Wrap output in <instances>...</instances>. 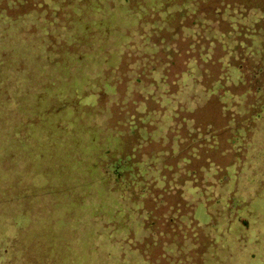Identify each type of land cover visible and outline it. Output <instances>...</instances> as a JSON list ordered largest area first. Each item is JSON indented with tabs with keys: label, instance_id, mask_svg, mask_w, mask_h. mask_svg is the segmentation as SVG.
<instances>
[{
	"label": "trees",
	"instance_id": "obj_1",
	"mask_svg": "<svg viewBox=\"0 0 264 264\" xmlns=\"http://www.w3.org/2000/svg\"><path fill=\"white\" fill-rule=\"evenodd\" d=\"M96 195L141 264H264V0H0V262Z\"/></svg>",
	"mask_w": 264,
	"mask_h": 264
},
{
	"label": "rangeland",
	"instance_id": "obj_2",
	"mask_svg": "<svg viewBox=\"0 0 264 264\" xmlns=\"http://www.w3.org/2000/svg\"><path fill=\"white\" fill-rule=\"evenodd\" d=\"M4 1H8V0H4ZM1 4H4V3H1ZM38 19L39 18L26 15V18L22 17L20 20L16 21L17 22L16 24L20 26L22 29H24L25 32L20 30V33H19L17 30L14 29L13 31L12 30L8 31V33L10 34L12 32V34L16 36H22L24 38H25V35H23V33H26L29 37L31 34V30H34L31 26L32 23L36 27L46 28V25H44L43 23H40V24L36 23ZM10 26L11 24L9 21V23L6 25V28ZM30 37L32 38L33 41H37L43 38V36L40 33L30 36ZM20 67L21 68L23 67V69L18 70L16 76L19 75V77H21L23 75H27L29 78H32V74L29 72L32 71L33 69L36 70L39 68L37 64H30L25 67L23 63L22 65H20ZM120 68H121V65H118L117 70L119 71L120 75L124 76L126 74V78L129 79V75H132L131 72L125 73L124 71H121ZM126 69H129V67H126ZM131 70L134 72L136 71V69H131ZM45 71H46V74H44V76L46 77L45 82L53 81V82H56L55 84H57L55 86L60 87V84H58L59 79L56 76H54V74L56 73V69L45 70ZM37 80L38 79L36 80L30 79L28 81H25L24 83L21 82L18 84V89L20 90L24 87L26 88L34 87L38 85L41 81H43V79L40 81H37ZM55 86H52L51 90H54ZM39 90L40 89H34L31 92L35 94ZM94 142L97 143V140ZM46 146L47 145L45 144V147ZM5 165L6 163H4V166ZM91 176L97 177L98 175H96V173H92ZM94 191H92L93 194L96 193ZM107 194H108L107 192L103 193L104 198L106 200L111 199L115 201L114 195H111L110 197ZM96 197L101 200V203L100 205H97L96 200H99V199L94 200L95 196H92L91 199H92V202L95 203V205L94 207L92 206L91 207L93 209H97V212H95L94 215H93V212L91 211L83 210V211L77 212L76 214V218L78 220L80 219L79 221H77V223L69 222L66 224H61V226L58 225L60 223L49 224L50 226L48 225V227L53 230V234L48 233V235L45 237L44 240L49 238L48 239L49 243L58 241L61 248L68 253L67 257L69 256V260H67L66 258V261H62L60 262V264H141L138 253L131 251V246H127L124 244V243L126 244L129 243V240H132L131 242L134 241L133 238H135V232H131V233H134V236H133V234H129L128 232H126L127 230L125 231L124 229L126 227L133 228V226L129 224H124V226H121L118 229L113 228V229L105 230L104 226L106 223V219L108 218V212L112 211V210L109 211L108 203L110 202L108 201V203L104 205V209H103L102 203L104 202V199L102 197H99V195H96ZM116 201H117L116 207L119 209H122L123 205L121 201L119 199H117ZM38 205H35L34 209H37ZM27 208L29 209V206H27ZM98 210H101L102 214ZM61 213L62 212L57 211L55 212V215L60 216ZM0 214H3L2 210H0ZM61 218H62V215H61ZM38 223H43V222L40 221ZM0 224H6L2 222V217H0ZM56 224L59 228L61 237L59 236L57 230L55 229L57 228ZM114 224H118V223H114ZM34 226L36 228H41L39 227V224H34ZM115 230H118V232ZM57 234H58V237H57ZM20 239H23V241L19 242L13 247V249L17 250V253H14L15 251L12 252L10 256L7 259L1 261L0 264L1 263L2 264H8V263H11V264H14V263L15 264H41V262L36 261L35 258L33 260L29 259L32 256L33 248H32V253H31L29 250L31 246L29 245L28 240L23 235V233L20 234ZM263 240H264V235H263ZM14 243H17V242L15 241ZM60 246H59V250L57 249V246H56V250L61 252L62 250L60 249ZM90 249L91 250L94 249V253L90 251ZM56 250L53 252L55 264H56L55 261L57 259ZM88 253H89V256H88ZM135 258H138V260L136 262H133ZM17 261L18 263H16ZM253 264H262V262L259 260V257H257L253 260Z\"/></svg>",
	"mask_w": 264,
	"mask_h": 264
}]
</instances>
